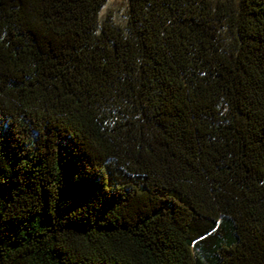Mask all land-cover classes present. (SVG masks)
Instances as JSON below:
<instances>
[{
  "label": "trees",
  "instance_id": "1",
  "mask_svg": "<svg viewBox=\"0 0 264 264\" xmlns=\"http://www.w3.org/2000/svg\"><path fill=\"white\" fill-rule=\"evenodd\" d=\"M0 0V264H264V0Z\"/></svg>",
  "mask_w": 264,
  "mask_h": 264
},
{
  "label": "rangeland",
  "instance_id": "2",
  "mask_svg": "<svg viewBox=\"0 0 264 264\" xmlns=\"http://www.w3.org/2000/svg\"><path fill=\"white\" fill-rule=\"evenodd\" d=\"M122 7H123V0H108L101 14L105 13L106 11H115L116 9Z\"/></svg>",
  "mask_w": 264,
  "mask_h": 264
}]
</instances>
